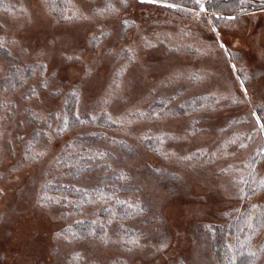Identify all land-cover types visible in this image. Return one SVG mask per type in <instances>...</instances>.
Masks as SVG:
<instances>
[{
	"label": "snow or ice",
	"instance_id": "6c2138e0",
	"mask_svg": "<svg viewBox=\"0 0 264 264\" xmlns=\"http://www.w3.org/2000/svg\"><path fill=\"white\" fill-rule=\"evenodd\" d=\"M42 2L53 25L83 26V33L62 32L34 47L25 46L14 36L0 34V49L7 57H12L10 45H15L30 59V63L23 65L25 71L14 63L0 66L3 72L0 76V169H3L0 178L7 175L18 180L19 173L31 170L32 206L49 214L60 210L59 215L51 217L63 223L51 233L55 244L49 264H106L100 257L112 246L122 252L121 258L112 264H131L141 254L150 257L152 264H197L194 258L177 257L168 261L173 239L166 229L161 230L168 223L163 202L153 210L151 204L134 194L121 197L122 191L130 190L133 180L127 165L117 163L115 154L100 145L77 144L80 133L71 140L63 139L74 127L83 131L85 126L99 121L108 126H121L126 135H133L135 126L144 123L146 131L136 138L155 155L185 170L214 168L220 175L216 187L229 199L241 204L247 202L245 211L234 209L243 227L238 228L233 242L225 243L223 264H264V202L252 200L257 194H264V142L245 159L228 162L237 151L247 149L256 134L264 138V93L259 102L253 103L255 93L249 91L247 82L254 74L250 75L243 64L237 66L239 54L233 51L240 41L235 40L230 47L220 31L222 23L236 28V22L242 17L264 14V0H233L229 15L224 14L225 6L219 5L217 0ZM137 7L180 13L190 18L194 26L214 34L213 38L204 40L199 31L194 33L186 25L177 33L150 31L129 11ZM4 8L12 11L8 5ZM21 11L27 14L23 5ZM31 20L28 14V22ZM176 36L193 39L191 43L177 44ZM161 44H166L170 51L192 52L197 57L223 53L231 76L222 87H205L198 95L180 99L179 93L165 96L158 89L180 80L202 86L222 74L207 69L187 73L173 70L150 85L147 95L141 94L133 103L130 92H135V85L131 84L129 75L133 70L140 71L145 80L154 75L156 66L148 63L143 54ZM105 64L112 65L109 81L92 107L82 112L80 106L88 80ZM62 73H68L69 78ZM57 98L60 99L58 105ZM70 101L74 104L71 112L67 107ZM120 104L124 105L122 110L116 107ZM228 105H249L250 111L219 127L217 138L211 144L202 143L190 151L173 146V143L193 141L206 131L200 126L203 117L198 114L215 113ZM249 116L254 120L250 130H232L233 125L247 123ZM176 117L183 120L178 131L157 128L153 132L159 122ZM90 134L98 135L97 132ZM105 139L131 150L124 140L109 139L106 134ZM61 140L62 145L57 147ZM93 167L100 168L104 180L91 175ZM165 171L160 166L153 168L156 174ZM173 175L183 181L179 174ZM64 176L73 179L61 182L58 177ZM106 180L112 183H105ZM135 191H139V187ZM4 194L5 188L0 187V195ZM223 215L231 216V211ZM138 220L140 227L133 223ZM203 228L206 233L215 232L212 224H204ZM175 237L178 242V231Z\"/></svg>",
	"mask_w": 264,
	"mask_h": 264
},
{
	"label": "rangeland",
	"instance_id": "374dc122",
	"mask_svg": "<svg viewBox=\"0 0 264 264\" xmlns=\"http://www.w3.org/2000/svg\"><path fill=\"white\" fill-rule=\"evenodd\" d=\"M9 1L11 12L0 9V34L6 33L9 38L14 36L21 40L25 46L34 47L37 44H43L46 39H51L62 32L83 33V26L53 25L52 17L48 14L42 0ZM21 5L27 9V14L21 11ZM129 11L133 12L142 27L150 31L177 33L181 26L186 25L194 33L199 31L204 40L210 41L214 35L200 26H194L190 23V18L184 17L180 13L155 7L145 9L137 7ZM28 14L31 15V23L28 22ZM236 23L238 24L236 28L226 27L223 23L220 24L221 35L230 47L235 40L240 41L239 45L233 48V51L239 54L236 63L237 66L243 64L250 75L254 74L247 83L249 84V91L255 93L253 103H257L264 93V14L257 13L255 18L242 17ZM192 39V37H175L177 44L191 43ZM10 48L12 51L11 58L5 55L3 49H0V66H7L9 63L18 65H24L25 62L30 63V59L21 53L18 46L10 45ZM143 56L148 63L155 65L157 70L154 75L148 76L146 80L140 71L133 70L130 73L129 80L131 84L135 85V92H130L133 103L140 99L141 94L147 95V89L150 85L173 70L179 69L187 73L198 69H207L210 72L222 74L219 77H213L211 82L202 86H192L186 80H180L175 84L158 89L165 96L179 93L180 99L198 95L205 87H222L225 84V79L231 76L223 53H218L216 56L197 57L192 52L170 51L166 44H161L155 49L148 50ZM111 71L112 65L105 64L89 78L85 88L84 100L80 106L82 112L85 108L92 107L93 101L109 81ZM2 75L3 72H0V76ZM62 75L66 79L69 78L68 73H62ZM55 103L58 105L60 99L57 98ZM116 107L122 110L124 105L120 104ZM110 110L114 111V109ZM249 111V105H228L219 108L215 113L198 114L203 117L200 126L206 131L193 141L173 143V146L177 150L190 151L202 143L211 144L217 138L219 127H223L229 119L247 114ZM182 124V118H172L159 122L153 128V132L157 128L178 131ZM253 125L254 120L249 116L247 123L233 125L232 130H250ZM144 131H146L144 123L135 126L133 135H126L119 125L110 127L96 124L85 126L83 131L79 127H75L63 139L71 140L76 136V133H80L79 137L89 135L93 138V145L106 148L115 154L117 163L128 166L133 177L130 182L133 189L128 192L122 191V195L134 194L151 204L153 210H157L162 202L165 204L164 211L168 217V223L161 230L166 229L172 235L173 246L167 257L169 262L179 257L181 259L194 258L197 264H217L207 240L204 238L206 232L203 225L226 221L237 214L235 208L241 210L247 202L241 204L238 200L229 199L220 188L216 187L220 183V175L215 173L214 168L185 170L181 166L155 155L145 145L140 144L136 138L139 133ZM91 132H97L98 135L93 136L90 134ZM105 134L109 139L114 137L117 141H126L127 145L131 146V150L124 148L119 143H109L105 139ZM260 139L261 135L256 134L249 141L248 148L237 151L234 157L228 158V162L245 159L259 145ZM75 142L83 144L79 139H76ZM62 143L63 140L57 144V147H60ZM6 147L7 145H5ZM18 156L19 150L17 149ZM157 166L166 169V171L162 174L154 173L153 168ZM2 170L0 169V171ZM174 173L182 176L183 181L176 179ZM101 174L100 169L91 172V175L97 179ZM18 175V180L7 175L0 178V187L5 188V194L0 195V264H49L50 255H54L53 246L55 244L51 233L63 223V221H53L51 217L52 215H59L60 210L57 209L54 213L49 214L34 208L31 203V170ZM58 179L66 183L73 178L64 176L58 177ZM136 187H139V191H135ZM252 200L264 202V194H257ZM225 211H231V216H224ZM149 219H151L150 213ZM133 223L136 227L141 226L139 220ZM177 231L180 233L178 242L175 237ZM121 256V250L112 246L105 249L100 258L105 260L106 264H112V261L119 260ZM124 258L127 259V257ZM131 264H152V262L150 257L141 254Z\"/></svg>",
	"mask_w": 264,
	"mask_h": 264
},
{
	"label": "trees",
	"instance_id": "16d2710c",
	"mask_svg": "<svg viewBox=\"0 0 264 264\" xmlns=\"http://www.w3.org/2000/svg\"><path fill=\"white\" fill-rule=\"evenodd\" d=\"M217 3L219 5L225 6L223 9L225 15L230 14L229 6H231L233 4L232 0L231 1L219 0V1H217ZM9 4H10L9 0H0V9H5L4 5L9 6ZM19 66H21V71H25L23 65H19ZM67 107H68L69 111L71 112V110L74 107L73 102L70 101V103ZM98 124L103 125V126H108V125H104L103 121H99ZM113 126H115V125H111L110 127H113ZM78 139L80 140L81 143L86 144L85 146H93V147L95 146L92 144L93 138L90 137L89 135L78 137ZM262 142H264V138L261 137L260 143H262ZM96 169H100V168L99 167H93L91 172H93ZM98 179L104 180L103 175L101 174ZM104 182L109 183V184L112 183L111 180H106ZM129 187H130V189H133V186L130 185ZM120 195H121V197L124 196V195H122V193H120ZM253 202H260V201H253ZM246 208H247V204L245 207H243L241 209V212L245 211ZM211 224L214 226L215 232L214 233H211V232L206 233L204 238L207 240V243L209 245V249H210L216 263L217 264H223L224 256L226 253L225 243L226 242H233V237L235 235H237L238 228L243 227V225H242L241 220L239 219L237 214L232 216L231 218L227 219L226 221H224L222 223H211ZM246 232H247V230L245 229V233ZM242 235L243 234H241V238H242ZM262 235H264V234H262Z\"/></svg>",
	"mask_w": 264,
	"mask_h": 264
},
{
	"label": "flooded vegetation",
	"instance_id": "af4514ba",
	"mask_svg": "<svg viewBox=\"0 0 264 264\" xmlns=\"http://www.w3.org/2000/svg\"><path fill=\"white\" fill-rule=\"evenodd\" d=\"M217 1H219V0H217ZM227 1H231V0H227ZM233 1V0H232ZM227 15H229V14H227Z\"/></svg>",
	"mask_w": 264,
	"mask_h": 264
}]
</instances>
